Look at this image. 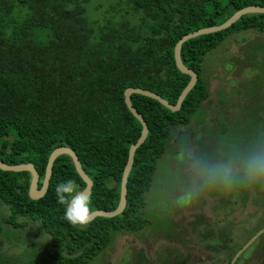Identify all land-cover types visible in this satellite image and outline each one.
<instances>
[{
    "label": "trees",
    "instance_id": "obj_1",
    "mask_svg": "<svg viewBox=\"0 0 264 264\" xmlns=\"http://www.w3.org/2000/svg\"><path fill=\"white\" fill-rule=\"evenodd\" d=\"M110 1L104 16L90 22L85 13L89 0H0V160L7 165L32 164L39 174L40 188L50 154L58 147L70 148L92 181V212L117 208L129 148L140 136L141 125L124 102L125 90H147L175 104L189 81L173 60L178 40L220 25L245 7H264V0ZM247 32L264 35V14L244 15L226 30L182 45L180 60L196 73L197 82L179 111L171 112L156 100L131 95V104L146 122L148 134L135 151L127 175L126 206L118 216L97 217L83 228L63 218L65 206L57 201L56 186L73 180L79 191L85 188L67 155L55 159L47 192L38 200L28 196L29 173L0 170V247L5 226L38 223L49 238L50 262L88 264L110 247L116 233L146 227L148 221L142 214L145 195L172 130L188 124L209 98L202 75L204 57L229 38ZM256 64L257 60L252 65L258 72ZM239 90L240 96H235L239 108H234L240 109L239 114H233L230 107L224 109V114L238 119L221 124L220 132L214 135L217 137L202 149L206 163L231 162L242 168L241 163L250 155H264L263 99L258 98L255 88L240 86ZM224 95L219 106L231 104L233 92ZM218 151L222 158L215 156ZM262 183L264 179H237L230 186L241 194L243 202L249 197L257 202L260 196L255 194ZM212 189L211 196L219 197L212 213L221 220L229 197L216 187ZM234 204V215L243 209L251 211L244 203ZM202 213L187 223L190 235L198 236L201 249H207L208 254L218 248V257L223 260L227 251L220 247L225 242L226 248L227 241L222 239L226 234H218L214 241V232L199 231L197 224L205 220ZM19 218L25 220L18 222ZM28 254L33 255L25 250L21 257L1 258L0 264H44ZM180 255L167 259L169 264H181ZM214 257L203 256L197 264H212Z\"/></svg>",
    "mask_w": 264,
    "mask_h": 264
},
{
    "label": "rangeland",
    "instance_id": "obj_2",
    "mask_svg": "<svg viewBox=\"0 0 264 264\" xmlns=\"http://www.w3.org/2000/svg\"><path fill=\"white\" fill-rule=\"evenodd\" d=\"M110 3H112L110 0H89L85 6L87 19L90 22L100 19L108 10ZM249 52H253L252 56L248 55ZM263 55L264 35L247 32L229 38L204 57L202 75L207 83L209 98L203 109L199 108L192 115L188 124L172 130L169 146L157 162L150 189L145 195L146 205L142 214L148 224L137 232L116 233L110 247L88 264H169L168 260L171 261L180 253L184 256V259L181 257L182 264H186L185 258L188 254L208 256L207 250L199 248L195 235L191 236L187 227V223L195 214L201 212H204L202 215L205 220L201 226H197L198 230H211L214 234L223 231L230 236L234 233L235 242L231 256L259 234L244 250L236 264H264V229H262L264 209L254 207L253 198L249 197L244 205L251 211L243 209L241 214L234 215V210L227 209L225 217L220 220V215L212 213V209L219 204V197L211 196V193L215 192L212 188L216 187V190L226 192L224 194L234 203H239L240 195L227 193L232 189L231 186L219 182H213L214 186L211 187L207 181H203L205 178L201 172V169L215 165L206 163L202 149L213 141L211 139L215 134L220 132L221 124L226 123L227 120L232 122L238 119L235 115L224 114V109L230 107L233 114H239L240 109H234L239 108L236 98L241 94L239 87L255 88L258 98L263 99L261 105L264 106ZM250 56L252 60L248 61ZM255 60L258 61L256 64L259 67L258 72L252 65ZM254 84L256 87L253 86ZM232 92L234 95L230 100L232 105L222 103L219 106V99L222 101L224 94L232 95ZM215 156L222 158L219 151ZM201 201L207 204L200 206ZM196 204L200 208L205 206L203 209L195 210ZM23 220L25 219L19 218L18 222ZM3 231L0 259L18 258L27 250L33 254L28 255L34 260L42 261L44 264H54L48 259L49 238L41 231L38 223H29L16 228L8 225ZM187 239L190 244L187 243Z\"/></svg>",
    "mask_w": 264,
    "mask_h": 264
},
{
    "label": "water",
    "instance_id": "obj_3",
    "mask_svg": "<svg viewBox=\"0 0 264 264\" xmlns=\"http://www.w3.org/2000/svg\"><path fill=\"white\" fill-rule=\"evenodd\" d=\"M249 14H264V7H259V6H249L245 7L241 10H238L235 12L230 18H228L225 22H223L220 25L217 26H212V27H207L203 29H199L195 32L186 34L183 36L174 46L173 50V55H174V61H175V66L177 70L185 75L189 76V81L185 88L182 90L181 94L179 95L177 101L175 104H170L166 100L162 99L160 96L149 92L147 90H141L138 88H128L124 92V102L129 110V112L132 114V116L140 123L141 125V132L140 136L137 139L136 143L131 145L129 148L128 152V158L127 162L123 171V174L121 175V185H120V196H119V203L117 208L114 211L108 212L104 210H96L93 211V218L94 220L97 217H105V218H113L121 214L126 206V194H127V178L130 173V170L133 165V160H134V154L135 151L143 144L145 141L147 134H148V128L146 125V122L142 118V116L133 108L131 104V95L133 94H138L144 97H148L150 99L156 100L158 103H160L162 106H164L166 109L170 110L171 112H177L180 110L181 105L186 97V95L192 90V88L195 86L197 82V75L195 72L192 70L188 69L187 67L184 66L182 61L180 60V51L182 45L193 38L202 36V35H208L211 33H216L220 32L223 30L228 29L231 27L234 23H236L242 16L244 15H249ZM61 155H67L71 158L75 171L80 177V179L84 182L85 188L82 190L83 192L88 193L89 195L91 194L92 191V181L90 178L85 174V172L82 169L81 163L78 159V156L74 151H72L68 147H58L53 150V152L50 154L46 168H45V175L43 177V180L41 181V187L39 188V182H40V177L34 166L30 163L27 164H19V165H7L5 164L2 160H0V170L5 171V172H27L31 176L30 180V185L28 189V196L32 200H38L42 198L45 193L47 192L48 186H49V180L52 175V167L55 159ZM91 220V221H92ZM259 234H256L253 239H251L234 257V259L231 261L230 264H233L235 259L239 256V254L245 250L251 242L257 238Z\"/></svg>",
    "mask_w": 264,
    "mask_h": 264
},
{
    "label": "clouds",
    "instance_id": "obj_4",
    "mask_svg": "<svg viewBox=\"0 0 264 264\" xmlns=\"http://www.w3.org/2000/svg\"><path fill=\"white\" fill-rule=\"evenodd\" d=\"M243 176H238L239 172ZM208 182H219L230 186L237 179L254 181L264 179V155L253 154L242 162V168H235L231 162L209 165L201 169ZM57 201L65 206L64 219L73 226L86 227L93 218L91 196L78 190L73 180L58 184L55 188Z\"/></svg>",
    "mask_w": 264,
    "mask_h": 264
},
{
    "label": "flooded vegetation",
    "instance_id": "obj_5",
    "mask_svg": "<svg viewBox=\"0 0 264 264\" xmlns=\"http://www.w3.org/2000/svg\"><path fill=\"white\" fill-rule=\"evenodd\" d=\"M230 188H233V187H230ZM227 193H234V191H232V189L230 190V192H227ZM239 195H240V198H239V203H236L237 205H239V206H241L242 205V203H244L245 204V202H243L242 201V199H241V194L240 193H238ZM255 195H257V197L258 196H260V199H258V201L257 202H255V200H253L254 201V207H256L257 209L259 208V209H264V183H262V187L260 188V191L257 193V194H255ZM248 200V199H247ZM202 204H205V203H203L202 201H201V203H200V206L202 205ZM207 204V203H206ZM205 204V205H206ZM204 205V206H205ZM204 206H202L201 208L200 207H198V205L196 204V206H195V210H200V209H203V207ZM246 206V205H245ZM227 207V208H226ZM225 208L226 209H229V210H231V211H233V210H235V204H234V202H231L229 199H228V205L226 206ZM247 207V206H246ZM253 210H255L254 208H252ZM261 209V210H262ZM197 226H201V224L200 225H198L197 224ZM262 229H264V226H263V228ZM260 230V229H259ZM258 230V231H259ZM199 231H201V230H199ZM220 233H225L226 234V236L225 237H222V239L223 240H226L227 241V244H226V248H225V242H223V247H220V249H221V251H223V250H226L227 252H226V254H225V258H223V260H221V259H219V257H218V252H219V250H218V248H216V247H214V252L213 251H209V253L210 254H208V256H211V258L212 257H214L213 259H211L212 260V264H226V262H227V260L228 259H230V262H229V264L231 263V261L234 259V257H235V255L252 239H250L247 243H245L243 246H241L239 249H238V251L233 255V256H231V252H232V250H233V243L235 242V235H234V233L233 234H231L232 236H230V234H227L226 232H223V231H218V232H216V234H215V236H214V239H212V240H216L217 239V237H218V234L220 235ZM194 237V236H193ZM198 236H196V238L195 239H197V243L199 244L200 242H199V239L197 238ZM187 243L188 244H190V241H188V239H187ZM214 246H217V245H214ZM250 246V245H249ZM248 246V247H249ZM247 247V248H248ZM199 248L201 249V245L199 244ZM246 248V249H247ZM245 249V250H246ZM207 250V249H206ZM207 252H208V250H207ZM243 252H244V250L239 254V256L235 259V261H234V263L233 264H236V263H238V260H240V258H241V255L243 254ZM184 255H186V254H184ZM182 258L184 257L183 256V254L181 253V255H180ZM181 257H180V260H181ZM194 257V258H193ZM203 256H197V255H194V256H191L190 254H188L187 256H186V258H185V260H186V264H197V261L199 260V259H201ZM192 258H193V260H192ZM184 259V258H183ZM189 261V262H188ZM246 262V261H245ZM181 264H182V260H181ZM240 264V263H239Z\"/></svg>",
    "mask_w": 264,
    "mask_h": 264
}]
</instances>
